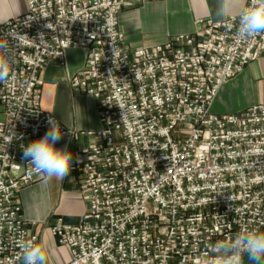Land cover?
<instances>
[{
	"label": "built area",
	"instance_id": "1",
	"mask_svg": "<svg viewBox=\"0 0 264 264\" xmlns=\"http://www.w3.org/2000/svg\"><path fill=\"white\" fill-rule=\"evenodd\" d=\"M27 4L0 27V40L18 42L11 78L0 84V264H24L20 244L39 243L18 194L43 178L21 145L44 136L50 117L58 122L41 107L42 73L64 65L70 49L86 51L69 83L95 99L101 128L82 132L89 144L75 153L84 215L50 226L68 246L67 264H204L216 241L263 230L264 104L220 115L211 104L264 56V34L239 40L232 15L129 49L118 16L133 0ZM10 132L17 139L7 143Z\"/></svg>",
	"mask_w": 264,
	"mask_h": 264
},
{
	"label": "crops",
	"instance_id": "2",
	"mask_svg": "<svg viewBox=\"0 0 264 264\" xmlns=\"http://www.w3.org/2000/svg\"><path fill=\"white\" fill-rule=\"evenodd\" d=\"M133 1L135 4L123 8L118 16L124 44L129 49L164 44L172 36L191 34L201 19L220 20L215 15L217 0ZM245 3L246 0H240L233 15H238ZM27 11V0H0V27ZM67 54L64 65L50 62L42 73L41 107L68 131L55 146L72 153L71 171L62 181L53 179L45 185L41 179L25 186L18 194L25 221L34 224L39 233L38 244H46L47 264H67L71 260L68 246L58 243L50 226L58 218L74 225L84 215L86 204L78 191V172L73 169L75 153L89 144V138L82 132L101 128L95 99L80 93L69 83V78L83 69L86 51L70 49ZM255 104H264V56L250 62L241 73L222 85L211 104V111L219 115L237 113Z\"/></svg>",
	"mask_w": 264,
	"mask_h": 264
},
{
	"label": "clouds",
	"instance_id": "3",
	"mask_svg": "<svg viewBox=\"0 0 264 264\" xmlns=\"http://www.w3.org/2000/svg\"><path fill=\"white\" fill-rule=\"evenodd\" d=\"M240 0H217L215 15L221 20L230 18L239 7ZM264 34V0H250L240 9L236 36L246 41ZM15 39V38H13ZM18 42L0 40V84H8L14 63V51ZM123 109L122 106H120ZM123 114V118H124ZM48 131L42 138L27 146L21 145L23 159L34 173L40 175L45 185L51 180H64L70 173L73 156L66 148H57L56 143L62 138L59 122L50 117ZM17 139L14 132L9 133L7 143ZM22 259L24 264H47L46 244L22 242ZM247 254L249 264H264V231L243 228L226 240H218L210 246L209 258L204 264H244Z\"/></svg>",
	"mask_w": 264,
	"mask_h": 264
},
{
	"label": "water",
	"instance_id": "4",
	"mask_svg": "<svg viewBox=\"0 0 264 264\" xmlns=\"http://www.w3.org/2000/svg\"><path fill=\"white\" fill-rule=\"evenodd\" d=\"M262 231H264V228H263V230ZM244 264H249V261H248V256H246L245 257V259H244Z\"/></svg>",
	"mask_w": 264,
	"mask_h": 264
},
{
	"label": "rangeland",
	"instance_id": "5",
	"mask_svg": "<svg viewBox=\"0 0 264 264\" xmlns=\"http://www.w3.org/2000/svg\"><path fill=\"white\" fill-rule=\"evenodd\" d=\"M3 118V115H0V119H2Z\"/></svg>",
	"mask_w": 264,
	"mask_h": 264
}]
</instances>
